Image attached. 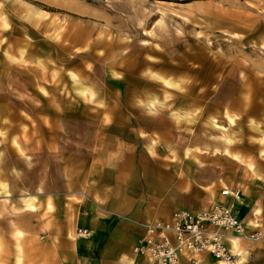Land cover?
<instances>
[{"label": "rangeland", "instance_id": "374dc122", "mask_svg": "<svg viewBox=\"0 0 264 264\" xmlns=\"http://www.w3.org/2000/svg\"><path fill=\"white\" fill-rule=\"evenodd\" d=\"M258 25L264 31V0H0V92L9 91L0 100L12 101L0 116L45 104L61 115L98 117L105 102L129 100L141 107L131 112L143 132L151 125L175 160L195 159L192 181L240 194L234 186L246 176L264 183V33L249 34ZM235 39H251L256 51ZM6 57L14 63L8 75ZM221 59L235 65L226 77L216 68ZM6 203L0 264H34L43 236L37 213L22 201ZM18 230L37 238L18 240Z\"/></svg>", "mask_w": 264, "mask_h": 264}, {"label": "crops", "instance_id": "0c3cea01", "mask_svg": "<svg viewBox=\"0 0 264 264\" xmlns=\"http://www.w3.org/2000/svg\"><path fill=\"white\" fill-rule=\"evenodd\" d=\"M4 62L7 74L13 59L6 57ZM115 82L120 84L121 79ZM106 89L135 93L114 86ZM10 103L6 96L0 109L12 110ZM105 106L98 117L61 115L56 106L49 109L45 104L38 105L35 113L22 107L18 118L12 111L0 116L5 155L0 163V213L9 211L6 201H22L24 208L37 213L43 236L37 241L40 258L34 264H149L132 251L148 224L167 221L181 209L208 211L213 203L232 204L249 231L264 227L262 181L246 176L240 187L231 185L240 189L236 200L223 195L218 183L192 181L195 159L191 162L193 157L184 155L175 160L151 125L143 132L131 112L140 105L118 98ZM30 197L33 208L26 204ZM79 228L89 232L79 234ZM24 237L37 235L18 230L17 239ZM227 245L239 264H263L264 241L232 238ZM17 247L24 246L17 243ZM201 261L219 264L209 255H202ZM188 262L182 258L179 264Z\"/></svg>", "mask_w": 264, "mask_h": 264}, {"label": "built area", "instance_id": "2783aa9c", "mask_svg": "<svg viewBox=\"0 0 264 264\" xmlns=\"http://www.w3.org/2000/svg\"><path fill=\"white\" fill-rule=\"evenodd\" d=\"M153 227L147 225L146 235L132 249L135 254L147 255L150 264H176L183 252L191 254L189 261L193 263L199 261L200 253L206 252L223 264H234L235 257L225 239L229 233H240L243 223L230 208L217 204L208 211H175L170 220L158 222ZM168 231H172L173 236L167 235ZM77 232L86 234L89 231L79 228ZM248 237L251 241L263 239L264 227L249 232Z\"/></svg>", "mask_w": 264, "mask_h": 264}, {"label": "bare ground", "instance_id": "6f19581e", "mask_svg": "<svg viewBox=\"0 0 264 264\" xmlns=\"http://www.w3.org/2000/svg\"><path fill=\"white\" fill-rule=\"evenodd\" d=\"M41 10V9H40ZM100 17V16H99ZM263 33H264V31H263V27H262V25H258V26H255V27H253V29H251V30H249V34L251 35V36H253V35H257V36H261V35H263ZM235 41L237 42V43H239V44H244L245 45V49H247V48H250L251 50H252V52H255L256 50H255V45L253 44V41L250 39V40H247V42H242L240 39H235ZM262 41V40H261ZM235 48H237V47H235ZM249 49V50H250ZM231 59V58H230ZM241 66H243V65H241ZM216 68H217V70L219 71V74H220V76L221 77H226L225 76V74H227V73H232L233 71H234V68H235V65L233 64V63H229V64H226L224 61H223V59H221V61H219L218 63H217V65H216ZM260 68V67H259ZM222 80H223V78H221ZM221 81V80H220ZM165 82H166V84H168V85H172V83L171 82H169L168 80H165ZM230 120H232V118H230ZM213 125H214V127H220V128H223V125H220V124H218L216 121H213ZM225 128V127H224ZM5 189H3V191H4ZM222 193H223V195H227V196H230V197H232L234 200H236V199H238L239 197H240V194L238 193H235V191L234 190H231V189H229V188H225V190L224 191H222ZM32 198L30 197L29 198V200H27V206L28 207H30V208H33L34 207V205L32 204ZM216 205L217 204H220V205H225V206H227L228 208H230L231 210H232V204H230V205H227V204H223V203H215ZM233 211V210H232ZM234 213V212H233ZM235 214V213H234ZM236 215V214H235ZM158 223V222H157ZM157 223H152V224H148V226L150 225V228H154L153 226H155ZM243 223V222H242ZM256 228H258V225L256 226ZM255 228V229H256ZM153 231V230H152ZM250 231L249 230H247L246 229V226H245V224L243 223V229H242V231L240 232V233H238V234H234V235H230V236H227V238L225 239V243H226V246H227V248L229 249V247H228V245H227V243H228V241L230 240V239H232V238H242V239H246V240H250L249 239V237H248V233H249ZM167 235H171V236H173V232L172 231H168V233H167ZM229 251H230V249H229ZM231 252V251H230ZM233 255H234V257H235V262H234V264H239V262L238 261H236V254L235 253H233V252H231ZM135 255H137V256H143V257H146L147 258V260H148V263H149V257L147 256V255H139V254H135ZM191 254L189 253V252H183V253H181V255H180V257H179V260H178V262L176 263V264H179V262H180V260L182 259V258H185V259H187V260H189V256H190ZM202 255H209V256H212L210 253H206V252H202V253H200L199 254V256L201 257ZM213 258H215L214 256H212ZM210 259V258H209ZM218 262H219V264H223L222 263V261L221 260H218L217 258H215ZM150 264V263H149Z\"/></svg>", "mask_w": 264, "mask_h": 264}]
</instances>
